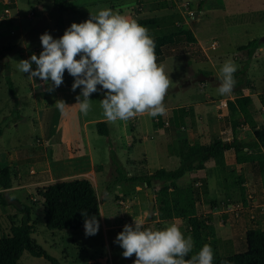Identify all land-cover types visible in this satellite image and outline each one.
Segmentation results:
<instances>
[{"label": "rangeland", "instance_id": "obj_1", "mask_svg": "<svg viewBox=\"0 0 264 264\" xmlns=\"http://www.w3.org/2000/svg\"><path fill=\"white\" fill-rule=\"evenodd\" d=\"M200 1L79 0L71 4L69 11L59 13L54 0H0L3 9L5 5L16 6L0 11V125L4 131L0 138V167L11 172L13 185L9 197L30 208L33 240L59 264H118L121 258L126 264H134L135 255L124 258V249L115 243L126 224L134 225V219L154 231L176 223L185 237L190 236L185 221H160V184L151 187L155 207L150 214L149 187L114 183L113 153L126 174L146 177L179 166L181 139L203 147H209L215 138L231 142L235 136L250 142L254 137L249 129L233 133L227 109L229 100L241 96L253 99L256 121L264 127V0H206L199 10ZM102 8H111L135 20L153 38L193 31L197 44L184 41L168 48L157 62L172 81L164 101V115L145 114L128 121L109 122L100 106L103 91L91 95V110L84 115L75 105L81 89L72 91L74 78L67 71L63 84L49 92V84L39 78L30 79L28 73L18 70L20 60H30L33 54L39 56L43 51L42 34L47 32L59 39L72 23L85 22L91 13ZM32 17L36 18L35 25L30 21ZM43 17L51 23L35 34ZM255 40L261 46L250 58L248 51L241 48ZM228 60L237 65L236 84L230 95L221 96L217 92L221 83L219 73ZM8 64L19 112L13 111L16 101L5 81ZM32 68L35 70L36 65ZM200 76L213 80L195 82ZM43 92L47 99L38 94ZM40 96L50 100L49 104ZM60 100L66 103L63 111L56 106ZM102 121L109 125V137L97 131L96 124ZM47 135L53 137L54 145L45 144ZM226 154L231 172L225 180L214 163L208 162L204 170L188 174L178 182L180 186L194 184L197 188L198 214L213 216L217 249L222 256L246 252L247 233L258 227L264 230V187L259 169L238 165L234 151ZM46 166L49 171L40 175ZM32 168L38 175L29 174ZM239 176L244 178L247 188L245 203L237 185ZM76 179L91 181L100 199L104 222L99 221L100 228L94 236H86L85 227L78 231H55L45 224V202L40 191L51 184ZM22 218L19 208L5 204L0 193V240L9 237L11 227L20 226ZM19 264L52 263L25 252Z\"/></svg>", "mask_w": 264, "mask_h": 264}, {"label": "clouds", "instance_id": "obj_2", "mask_svg": "<svg viewBox=\"0 0 264 264\" xmlns=\"http://www.w3.org/2000/svg\"><path fill=\"white\" fill-rule=\"evenodd\" d=\"M40 40L43 51L39 56L33 54L30 60H20L18 70L28 73L30 79L39 78L49 84V92L63 84L67 71L74 78L72 91L81 89L75 105L84 115L91 110L90 97L97 91L104 92L100 106L106 120L112 123L166 113L164 101L172 81L157 64L154 38L135 20L111 8H102L91 13L87 21L72 23L59 39L45 32ZM236 71L232 60L223 64L219 95L232 93ZM56 106L63 111L66 103L60 100ZM81 214L85 217V235H96L99 220L89 217L86 209ZM115 243L124 249V258L135 255L134 264H213L214 260L213 249L207 244L186 259L193 250V240L191 236L185 237L176 223L154 231L134 219V225L126 224Z\"/></svg>", "mask_w": 264, "mask_h": 264}, {"label": "trees", "instance_id": "obj_3", "mask_svg": "<svg viewBox=\"0 0 264 264\" xmlns=\"http://www.w3.org/2000/svg\"><path fill=\"white\" fill-rule=\"evenodd\" d=\"M77 1L79 0H54V6L59 13H64L69 11L71 4H76ZM205 3L206 0L200 1L199 10H202ZM3 6L0 4V11L15 8L14 5H5L6 7L3 9ZM154 41L157 62L163 59L165 50L168 48L184 41L190 45L197 44V39L192 30L154 37ZM260 46V41L255 40L241 49L248 51V56L252 58ZM1 58L2 56H0V61H2ZM5 81L11 96L16 101L13 111L19 112V101L11 78L9 64L6 66ZM227 109L233 133L235 134L241 128H247L253 133L252 141L242 142L235 136L231 142L215 138L209 147H203L201 144H191L187 139H181L179 141V166L171 170L161 169L146 177L126 174L121 162L112 151L113 165L116 168L114 183H127L149 188L156 183L160 184L161 187L157 196L160 221L181 219L187 223L189 235L193 240V250L190 255H195L207 244L211 246L214 252L213 264H264V230L261 227L247 233L248 248L246 252L222 256L217 249L218 239L213 225V216L198 214L197 188L194 184L186 186L178 184L188 174L204 170L208 162L214 163L225 180V176L231 172L226 162V152L234 151L238 165L258 167L264 187V127H259L256 121L253 99L250 96H241L233 101L229 100ZM96 127L101 136L109 137L110 130L107 122H98ZM3 133V127L0 125V138ZM0 185L3 189L4 203L8 204L5 194L12 188V178L11 172L7 168L0 167ZM237 185L245 203L247 188L242 176L238 177ZM40 196L45 202V224L49 230H80L85 221L81 211L85 209L89 217L95 216L99 221L101 220L100 199L93 184L87 179L67 180L51 184L40 191ZM12 204L19 208L23 218L20 226L11 227L9 237L0 240V264H19L25 252L33 257L45 258L52 264H59L55 258L39 248L33 240L34 232L30 208L13 199Z\"/></svg>", "mask_w": 264, "mask_h": 264}, {"label": "crops", "instance_id": "obj_4", "mask_svg": "<svg viewBox=\"0 0 264 264\" xmlns=\"http://www.w3.org/2000/svg\"><path fill=\"white\" fill-rule=\"evenodd\" d=\"M92 7V6H91ZM80 7H78V9H79ZM13 9H16V6H15V8H13ZM9 10H11V9H9ZM8 11V10H7ZM49 19V18H48ZM31 20H33L32 22L34 23V25L37 23V21H36V18H34V17H32L31 19H30V21ZM50 23H51V21L49 20V25H50ZM35 84H36V82H34ZM44 90V89H43ZM45 91V90H44ZM38 94H41V95H46L44 92L43 93H38ZM38 97V96H37ZM41 98H43V100L44 101H47V100H45V98H44V96H40ZM47 97H48V95H46V99H47ZM48 102H50V100L49 101H47V103ZM49 104V103H48ZM80 111V110H79ZM47 112V111H46ZM45 112V113H46ZM109 126V125H108ZM110 129V128H109ZM4 135V134H3ZM51 135H47L46 136V139H45V137H44V141H45V144L46 143H48L49 145H52L53 143H54V141H53V137H50ZM2 138V137H1ZM39 141H42V139H39ZM54 145V144H53ZM229 152V151H228ZM227 153V152H226ZM226 158H227V154H226ZM235 160H236V158H235ZM49 171V166H46V169H43V170H41V174L40 175H42V173H45V172H48ZM30 175H32V176H35V175H38V173L32 168V169H30V173H29ZM12 178V177H11ZM12 185H13V180H12ZM12 189V188H11ZM11 189L9 190V191H11ZM9 191H8V193H9ZM0 193H3V189H2V187H1V185H0ZM102 215H103V212H102ZM104 222V216H101V222ZM84 227V226H83ZM82 227V228H83ZM103 229H104V231L106 232V230H107V226H106V224L104 223V225H103ZM107 233V232H106ZM126 261H128V260H126ZM118 264H126L125 263V261L124 260H122V258H121V260H119V262H118Z\"/></svg>", "mask_w": 264, "mask_h": 264}, {"label": "water", "instance_id": "obj_5", "mask_svg": "<svg viewBox=\"0 0 264 264\" xmlns=\"http://www.w3.org/2000/svg\"><path fill=\"white\" fill-rule=\"evenodd\" d=\"M49 25V19L47 17H43L40 22L36 25L35 27V34H37L38 32H41L43 30H45ZM213 78H208V77H204V76H200L195 82H208V81H212ZM188 84H190V82H188ZM148 193H149V200L151 203L150 206V214L154 213V207H155V201H154V195L152 193V188H148ZM5 197L8 199L9 203H12V199L9 197V194L6 193Z\"/></svg>", "mask_w": 264, "mask_h": 264}]
</instances>
